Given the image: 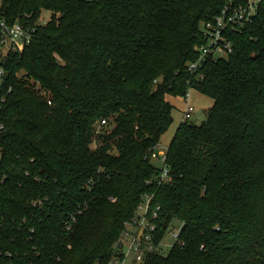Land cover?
<instances>
[{
  "label": "trees",
  "instance_id": "16d2710c",
  "mask_svg": "<svg viewBox=\"0 0 264 264\" xmlns=\"http://www.w3.org/2000/svg\"><path fill=\"white\" fill-rule=\"evenodd\" d=\"M231 3L242 0L2 1L1 19L35 32L4 53L0 30V264L123 259L117 243L148 199L156 250L143 264H264V0L224 33L227 57L188 71ZM191 89L213 106L181 123L161 180L167 97Z\"/></svg>",
  "mask_w": 264,
  "mask_h": 264
},
{
  "label": "built area",
  "instance_id": "2783aa9c",
  "mask_svg": "<svg viewBox=\"0 0 264 264\" xmlns=\"http://www.w3.org/2000/svg\"><path fill=\"white\" fill-rule=\"evenodd\" d=\"M263 0H242V3L235 5L231 3L227 6L222 14L217 17L214 21H210L204 26V35L207 38V43L202 46L199 50V58L196 62L188 64V71L191 74L200 73V69L205 60L213 56L214 58L222 57V54H228L232 52L231 44L227 42L224 33L227 30L235 29V26L240 24L244 25L250 23L255 15L258 14L260 5ZM0 30L2 32L1 45L5 47L7 43L8 51L20 52L26 44H29L32 39V34L35 30L29 32L25 28L16 23L14 25H9L4 19L0 18ZM22 44V46L20 45ZM0 75H3V71H0ZM186 102V112L185 121L192 119L194 114V109L190 105V94L184 98ZM106 121L100 123L101 126H105ZM4 129L0 125V133ZM154 158H161L162 162L165 164L166 155L165 152L159 151L157 154L153 155ZM169 176V170L163 168V173L161 174V180L166 179ZM150 199L144 206H141L140 210L144 213L140 218L134 220L132 224L128 226L127 231L124 233L122 238L118 241L117 247L121 250L123 254V259L117 258L116 264H124L129 255H133L135 262H140L143 264L144 256L146 252H153L156 250L153 244L152 233L155 231L156 227L147 218V214L150 208ZM157 213L155 212L152 219L157 218ZM176 241L179 239V232L173 233Z\"/></svg>",
  "mask_w": 264,
  "mask_h": 264
},
{
  "label": "rangeland",
  "instance_id": "374dc122",
  "mask_svg": "<svg viewBox=\"0 0 264 264\" xmlns=\"http://www.w3.org/2000/svg\"><path fill=\"white\" fill-rule=\"evenodd\" d=\"M3 0H0V8ZM86 1H92V0H86ZM50 18V13L45 11L42 15L41 23H46ZM8 45L3 47V52H8ZM22 46V44H20ZM220 57V56H218ZM222 57H227L226 54H222ZM190 94V105L194 109V114L191 120L189 122L194 123L196 125H201L207 118L208 110L213 106V100L209 97H206L199 93L195 89H191L189 91ZM167 100L172 106L174 107L172 116H173V124L168 130V132L163 136L161 143H160V149L159 151L166 152L168 147L170 146V143L175 136V133L181 123L185 121V112H186V102L183 97H175V96H168ZM96 144H94L95 146ZM155 166H157L160 169L164 168V163L162 162L161 158L155 159L153 161ZM144 213L143 210H140V216H142ZM181 224L178 221H174L172 223V226L170 227V230L165 235L164 239L162 240L161 247L159 251L163 254H168L170 249L175 245L176 238L173 236V233H178L180 231ZM117 259H115L111 264H116ZM124 264H140V262H135L134 256L131 254L128 256L126 262Z\"/></svg>",
  "mask_w": 264,
  "mask_h": 264
}]
</instances>
